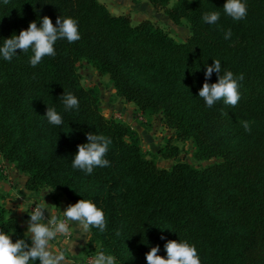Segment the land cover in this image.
Returning <instances> with one entry per match:
<instances>
[{"label":"trees","instance_id":"16d2710c","mask_svg":"<svg viewBox=\"0 0 264 264\" xmlns=\"http://www.w3.org/2000/svg\"><path fill=\"white\" fill-rule=\"evenodd\" d=\"M149 2L165 8L174 24L187 21L189 39L179 43L149 20L133 25L100 0H10L6 6L0 0V47L44 16L54 25L59 16L72 17L81 37L57 40L55 56L35 67L31 50H17L11 61L0 56V154L27 175L28 190L49 188L70 204L86 199L102 209L106 230L91 227L86 248L113 255L116 264H147L145 253L155 246L166 257L168 240L194 245L201 264H264V0H242L247 15L239 21L224 13L225 0H178L171 8V0ZM212 11L220 12L216 24L203 20ZM83 59L142 117L162 114L180 139H193L198 160L222 161L205 169L185 162L159 168L138 132L107 118L98 90L82 84L77 65ZM213 60L220 61L221 75L231 71L237 79L234 107L220 100L209 108L198 96ZM217 79L213 72L208 82ZM69 92L78 108H64L61 95ZM47 107L61 115V125L47 121ZM244 120L252 122L250 133ZM88 132L112 141L104 157L109 166L91 174L72 167ZM2 200L0 194V231L30 244Z\"/></svg>","mask_w":264,"mask_h":264},{"label":"clouds","instance_id":"9594fccd","mask_svg":"<svg viewBox=\"0 0 264 264\" xmlns=\"http://www.w3.org/2000/svg\"><path fill=\"white\" fill-rule=\"evenodd\" d=\"M10 0H3L8 5ZM223 11L234 21L242 20L247 15V7L242 0H225ZM220 19V12L212 11L203 14V20L208 24H216ZM232 33L229 29L225 32V39H229ZM78 22L72 17L59 16L55 25L51 18L44 16L37 26L36 21L29 23L27 29L12 34L4 39L0 47V56L7 61L20 52L31 50L30 64L35 67L45 56H55L54 44L59 39H66L69 43L80 39ZM213 64L206 67L205 82L199 89L198 96L203 98L205 104L211 108L217 101L223 100L227 105L236 106L240 100L238 82L231 71L221 75V63L213 60ZM213 72L217 74V82L209 83ZM243 79V75L239 77ZM62 103L66 110L75 109L79 101L72 93L61 95ZM52 125H61L62 117L54 107H47L44 115ZM246 132H251L250 121L240 122ZM87 143L77 145V152L72 159V167L91 174L94 167H107L109 161L105 159L111 139L104 135H96L93 132L86 133ZM43 205H37L29 214L27 232L31 243L25 239H17L13 242L10 235L0 231V264H31L39 260L40 264H65L66 257L63 252L57 253L50 248V241L58 235H66L69 232V223L80 227L82 236H86L91 227L98 228L101 233L106 230L107 222L102 209L98 208L91 200L80 199L75 204H69L63 211V218L45 216ZM117 235L120 233L117 231ZM164 239V237H161ZM74 247V245H73ZM164 249L166 257L158 255L159 246L152 247L145 253L147 264H201L197 249L189 242L168 240ZM90 264H116V258L105 251L96 252Z\"/></svg>","mask_w":264,"mask_h":264},{"label":"rangeland","instance_id":"374dc122","mask_svg":"<svg viewBox=\"0 0 264 264\" xmlns=\"http://www.w3.org/2000/svg\"><path fill=\"white\" fill-rule=\"evenodd\" d=\"M178 0H171L169 8ZM100 2H102L100 0ZM130 18L133 25L149 20L155 26L163 29L179 43L186 42L190 37V25L183 20L180 25L174 24L167 15L165 8H155L149 0H129L127 2ZM120 7V4L114 8ZM112 9V7H111ZM77 70L86 88L98 90L104 115L109 118L122 116V122L134 128L141 140L142 149L161 169H171L177 163L185 162L196 169H205L221 162V159L198 160L195 157L196 145L193 139H180L177 133L170 128L162 114L153 117H142L135 104H130L120 98L108 76H102L86 59L81 60ZM177 148L175 156H166L169 151ZM2 158V157H1ZM0 158V170L15 173L12 165L3 163ZM10 170V171H9ZM57 193V192H55Z\"/></svg>","mask_w":264,"mask_h":264},{"label":"crops","instance_id":"0c3cea01","mask_svg":"<svg viewBox=\"0 0 264 264\" xmlns=\"http://www.w3.org/2000/svg\"><path fill=\"white\" fill-rule=\"evenodd\" d=\"M107 6L110 12L116 16L130 15L128 11L129 0H101ZM120 4V7L114 8ZM112 7V9H111ZM133 104V103H130ZM2 157V158H1ZM3 163L12 165L13 172L8 170L2 175L0 170V194L3 197L2 204L17 219L24 229L25 235L29 238L27 232V221L30 219L29 214L34 205H43L46 212L45 216H56L63 218V211L70 204L65 196L55 193L52 189H43L39 192L30 191L26 188L27 175L20 173L14 164L4 159L0 154ZM10 171V170H9ZM69 223L70 238L66 235H58L54 240L50 241V248L57 253L63 252L66 261L65 264H80L89 257H94L96 252L87 249L90 239L89 232L86 236H82L80 227L72 222ZM30 239V238H29ZM74 245V247H73Z\"/></svg>","mask_w":264,"mask_h":264},{"label":"built area","instance_id":"2783aa9c","mask_svg":"<svg viewBox=\"0 0 264 264\" xmlns=\"http://www.w3.org/2000/svg\"><path fill=\"white\" fill-rule=\"evenodd\" d=\"M115 117H116V119L121 120V121H122V119H123L121 115H116ZM35 206H37V205L32 206V208H31V212H32V210L34 209ZM66 236H67V238L69 239V238H70V233H67ZM93 258H94V257H89V258H87L85 261H83V262L80 263V264H90V262H91V260H92Z\"/></svg>","mask_w":264,"mask_h":264}]
</instances>
